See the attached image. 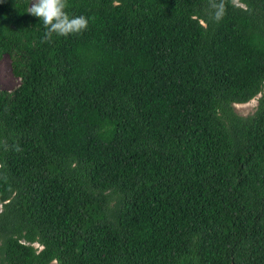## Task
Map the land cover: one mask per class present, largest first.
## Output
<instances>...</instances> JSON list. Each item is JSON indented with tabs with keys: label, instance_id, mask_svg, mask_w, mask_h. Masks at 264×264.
I'll return each instance as SVG.
<instances>
[{
	"label": "trees",
	"instance_id": "16d2710c",
	"mask_svg": "<svg viewBox=\"0 0 264 264\" xmlns=\"http://www.w3.org/2000/svg\"><path fill=\"white\" fill-rule=\"evenodd\" d=\"M32 3L0 0V264H264V0H68L47 43Z\"/></svg>",
	"mask_w": 264,
	"mask_h": 264
},
{
	"label": "clouds",
	"instance_id": "9594fccd",
	"mask_svg": "<svg viewBox=\"0 0 264 264\" xmlns=\"http://www.w3.org/2000/svg\"><path fill=\"white\" fill-rule=\"evenodd\" d=\"M68 0H33L28 13L38 17L46 29L42 42H51L53 35L67 37L84 32L88 27L85 16H70L66 11ZM219 18V14L217 16Z\"/></svg>",
	"mask_w": 264,
	"mask_h": 264
},
{
	"label": "rangeland",
	"instance_id": "374dc122",
	"mask_svg": "<svg viewBox=\"0 0 264 264\" xmlns=\"http://www.w3.org/2000/svg\"><path fill=\"white\" fill-rule=\"evenodd\" d=\"M18 83V77L12 74L10 69L9 56L3 53L0 56V88L11 89ZM255 95L244 102L233 103V108L236 112L240 114L250 113L256 105Z\"/></svg>",
	"mask_w": 264,
	"mask_h": 264
}]
</instances>
